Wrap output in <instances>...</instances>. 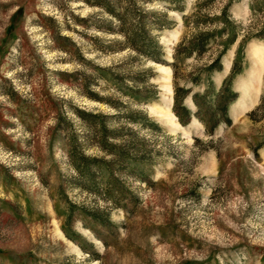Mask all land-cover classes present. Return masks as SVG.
<instances>
[{"label": "rangeland", "instance_id": "obj_1", "mask_svg": "<svg viewBox=\"0 0 264 264\" xmlns=\"http://www.w3.org/2000/svg\"><path fill=\"white\" fill-rule=\"evenodd\" d=\"M227 7L239 38L210 74ZM200 32L216 38L188 55ZM262 33L264 0H0V264H264ZM236 60L226 121L211 93ZM177 86L193 112L199 94L213 129L180 123ZM78 109L104 114L107 142L129 155L105 149ZM73 138L102 159L96 185Z\"/></svg>", "mask_w": 264, "mask_h": 264}, {"label": "trees", "instance_id": "obj_2", "mask_svg": "<svg viewBox=\"0 0 264 264\" xmlns=\"http://www.w3.org/2000/svg\"><path fill=\"white\" fill-rule=\"evenodd\" d=\"M228 8L229 7L225 8L223 10V15L225 16V20H224L225 24H224V28L222 31L224 33H225V31H227L229 38H228L226 44L223 46V48L219 51V54L214 58V60L211 62L210 66L208 67V72L210 74L213 73L214 70H221L222 69L223 56L228 51V49L239 38L237 25H235L234 22L229 18ZM228 28L230 29L231 32L227 30ZM212 32H214V31H212ZM212 32H200L199 35H197V39H194L191 41V45L193 48L188 52V55L192 53V50H199L200 48L207 46V43L209 41L215 40L216 34H214ZM126 34H128L130 42L133 43V45L139 44L138 42L142 41L141 39L145 40V37H146L145 32H143L141 28H139L137 30L126 31ZM257 36L261 39H264L263 33L258 34ZM244 42H245V40H243V46H244ZM146 46L148 48L146 51H147V53H149L147 55H149V57L151 59H158L157 53H159V51L161 49V46L158 44V41L155 39L154 40L153 39L148 40V42L146 41ZM243 68L244 67L240 64L239 60H236L235 67L232 70V73L230 74V76L224 81L222 90L220 92L218 91V92L211 93L213 96L216 97V101H214L216 108L220 109L223 112V114H225L226 121H229V118H227L229 106L239 96V93L232 89V83H233L234 79L238 76V74L241 73ZM195 82H196V80H195ZM210 83L212 85L211 87H213L214 86L213 82H210ZM190 93H191V90L188 88L183 89L180 86L176 87L173 110H174L176 116L178 117L180 123L183 125H188L192 121V116H196L209 129H213L218 124V121L215 122L213 120V116L212 117L209 116V106L206 107V104L203 103L202 101H200V99L198 98L199 94L195 93L193 95V101L196 104V106L198 107L199 111L193 112L184 103L186 97ZM134 95H136V97H139V98L142 97V96H140V94H138L137 91L134 92ZM92 96L98 98L97 94H92ZM157 97H158V91L157 90H150L149 92H147V94L142 99L147 100V101H151ZM77 113L80 115V117L84 121H86L87 123H90L89 126L93 129V131H95V133L97 135L99 133L103 134L102 141H103V147H105V149L110 147V149L109 148L108 149L111 151H116L121 158H125L129 155V152L123 146L121 147V145H119V144L107 142V140H106L107 137H110V135L117 136V132H116V130L107 129L106 124L104 122L105 121V115L104 114L87 112V111L81 110V109L80 110L78 109ZM206 114H208V115H206ZM128 115L130 117V120L135 122V123H138V124L141 123L140 120H138L139 118H137V117L142 116L144 119L151 121V123L157 129L161 128V125L159 124V122L155 121L152 118H149L147 116V114H145L141 111L130 110ZM212 121L214 124L211 125V128H210V123H212ZM76 145L77 144H75V139L73 138L72 144H71V147H72L71 148V156H72L73 162L75 164V167H76V169H78V171L84 172L90 178V181L93 182L94 185H96V180L92 174V170H91L92 166L91 165L98 166L99 165L98 163L100 162V160L102 161V159H99L95 156L90 157V156H87V155L81 153L78 150V146H76ZM110 162L111 161H106L104 164V166L107 169H111Z\"/></svg>", "mask_w": 264, "mask_h": 264}]
</instances>
